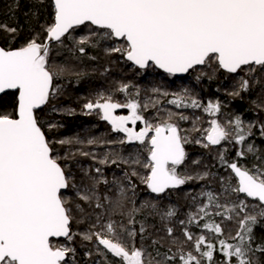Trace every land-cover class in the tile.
<instances>
[{"label": "snow or ice", "instance_id": "obj_1", "mask_svg": "<svg viewBox=\"0 0 264 264\" xmlns=\"http://www.w3.org/2000/svg\"><path fill=\"white\" fill-rule=\"evenodd\" d=\"M52 7L53 23L46 28L44 42H38L37 37L15 50L0 47V94L14 93L15 100L11 112L0 111V264H68L69 254L74 257L75 249L60 243V238L72 241L74 217L72 209L67 207L65 190H75V196L83 202L75 204L81 213L85 212L84 205L92 207L94 203L96 208L103 207L95 191L97 184H108L106 179L99 178L101 169H95L98 176L89 177L90 185L72 182L73 178L60 163L61 157L54 155L52 142L37 115V110L56 94L54 80L58 79V72L50 66V41L62 44V38H71L70 30L94 26L103 30L93 33L99 39L122 41L121 45L109 50L120 53L139 69L155 66L175 75L213 62L228 73H237L242 66H249V73H254L256 67L264 69V0H52ZM3 27L9 32L16 31ZM78 43L88 44L89 38H81ZM79 51L83 53L84 47ZM248 88L249 81L241 78L240 91ZM126 90V86L120 89ZM240 91L231 94L238 96ZM170 102L180 106L183 97ZM190 106L200 105L193 99ZM84 108L89 113L99 110L101 118L114 132L123 133L124 139L119 143H138L146 151L143 161L139 153L132 159L120 161L146 169L142 176L135 170L124 174L132 190L135 185L131 176H140L147 189L157 195L196 179L178 171L186 159L183 145L187 138L180 135V129L174 123L168 120L150 123L140 114L138 102L115 103L111 97L87 102ZM120 108L128 109L130 114L114 115ZM205 111L214 115L220 111V106L209 103ZM137 122L143 124L139 131L135 128ZM210 124L204 147L219 145L230 137L240 145L252 135L253 125L245 131L239 116L232 132L216 120ZM260 134L264 136V125H261ZM247 151L254 153L255 149L249 144ZM244 155L243 151L237 153L241 158ZM219 159L236 181L233 184L221 179V184L225 185L224 193L234 192L251 198L256 202L252 205L255 211L249 213V205L244 201L231 205L221 203L219 197L209 191L202 194L208 203L200 205L194 215L190 214L188 222L212 215L210 209H215V215L229 220L237 210L244 212L239 230L231 237L239 242L219 239L221 264H259L257 253H264V245L253 246L252 233L253 226L264 221V166L241 167L227 161L223 154ZM99 163L108 164L109 161L103 159ZM111 163L116 164L117 160L113 159ZM118 195L126 198L124 187H118ZM174 214L171 210L166 212L169 217ZM96 220L99 222L101 217L98 215ZM132 223L134 221L130 219L129 224ZM100 227L105 232L85 234L84 239L91 240L95 236L104 249L120 258L121 264H152L150 260L145 261L143 249L120 242L123 233L134 238V230L111 220ZM204 228L217 236L223 235L220 224L205 223ZM168 234L172 235L171 228ZM184 236L189 241L194 240V251L199 255L192 252L185 255L182 251L178 255L170 254L171 249H168L156 264H202L205 260L212 264L214 244L206 242L203 235L194 239L185 231Z\"/></svg>", "mask_w": 264, "mask_h": 264}, {"label": "trees", "instance_id": "obj_2", "mask_svg": "<svg viewBox=\"0 0 264 264\" xmlns=\"http://www.w3.org/2000/svg\"><path fill=\"white\" fill-rule=\"evenodd\" d=\"M52 23V0H42V2L41 0H0V47L15 50L24 46L29 40L37 37L38 42H44L47 36L46 28ZM3 26H7V29L15 28L16 31L14 33L9 32ZM94 32L99 33L102 30L84 26L72 31L70 33L71 38L66 37L63 39L62 44L59 42L50 47V66L54 72H58V79L54 80L56 94L50 97L47 106L42 111L37 112V115L43 126V131L49 141L52 142L54 155H57V153L61 154L63 159L66 157L65 160L88 162V160L82 159L77 155L90 148L92 144L90 143V139L92 138L91 141L94 140L96 141L95 144H97L99 140L110 138L113 134L100 121L92 126L88 118H81L79 116V118L71 119L72 114L82 115L78 110L84 108L87 102H93L94 99L106 97L108 95L107 91H115L121 83L125 82L134 94L138 90L141 91L143 116L150 123L156 124L164 121L162 118L166 115L164 113L165 109L159 108L157 103L151 104L149 101L157 99L159 97L158 94H164L166 91L173 89L172 85L174 83L179 85V81L158 72L153 67L146 71H139L132 67L125 61L123 55L109 50L111 47L115 45L119 46L123 42L104 39L103 43V39H99L93 34ZM81 38H89V43L80 45L78 41ZM80 47H84L85 51L83 53L79 51ZM207 65L200 69H205ZM248 69L249 67L244 68L237 76H232L223 73L213 62L209 66V69H205L204 71H197L198 69H196L191 75H196L198 72L204 73L202 75L207 78H203L202 80L206 83L205 86L211 94L215 92L220 93L222 89L233 88L228 83V80L241 81V78L247 80L252 76H261L257 84L255 81L249 82L247 91H240L239 84L236 87L237 91H240L238 96L220 99L219 101V103L225 102L223 106L230 108L225 109L219 104L223 110V123L235 121L236 117L239 116L243 123H257L261 128V125H264V107H258V105H264V69L256 67L254 73L244 75L249 72ZM218 76H220V81L215 78ZM188 80H191V78H188L186 81ZM255 84L256 86H254ZM158 91L161 93H158ZM184 91L185 89H182L180 94L183 93L185 95ZM14 104V93H9L0 99V111L11 112ZM145 105H147L146 108L144 107ZM46 111L49 112L45 113ZM46 114H49V116H45ZM45 123L54 124L48 132L44 127ZM82 130L86 131L84 135L81 132ZM76 131H80L81 133ZM59 136H61V139L63 138L65 143L62 144L61 148L56 149L54 141ZM81 140L87 142H82ZM126 147L129 148L128 146ZM228 152L231 153V147L228 148ZM115 154L118 155L110 158L108 153H103L101 158L102 160L108 159L109 162L113 159L120 162L122 159L134 158V155L129 154L128 151L124 155L119 152ZM236 163L249 169L256 168L255 165L264 166V161L257 163ZM184 164L181 166L185 172V168L187 169V167H183ZM120 166H122V172L125 171V173L130 174L132 170L137 171V165L134 164H127L125 166L124 163L120 162L118 163V168ZM190 170L193 171V175L196 177L194 182L191 183L190 188L187 187V182L186 186L180 187L177 190L169 191L164 195L154 196L143 184L144 190L142 195H145L148 201L140 204H136L134 199L136 196L130 192L128 194L125 193L127 200L121 197L123 200L117 203L118 190H116V187L123 186V184L128 187V182L125 181L126 178L122 176L118 177L119 180H116V185H113L112 188L96 193L103 207L96 208L94 203L92 207L84 205L86 209L84 215H79V212L78 214H74L72 223L74 239L68 246L75 249V255L73 257L72 254H69L68 263L72 264V260H75L74 264H109L102 253L101 246L96 244L97 240L95 236L91 240H86L84 239V235L105 232L100 227V224H106L111 220L123 223L129 229L135 231L136 235L134 238H129L126 233H123L120 237V242L130 247L143 249L144 257L152 263L161 259L168 249H171L170 254L178 255L184 249L182 252L185 255L192 252L198 256L199 254L194 251V240L189 241L184 236V232L188 231L193 235L194 239L203 235L206 242L213 243L212 264H221L223 256L220 252L219 239H226L229 243L237 242L238 240H233L231 237L236 235L239 230L240 221L243 218L238 221L239 223L235 226V229L229 232L225 230L227 225L222 227V224L228 222L229 219H222L220 216L215 215V209H210L213 214L205 217L203 220L193 221L192 223L188 221L190 214H195L197 203L200 202V196H203L202 194L205 192H213L217 197L220 196L224 203L228 204L223 191L225 185L221 184V179L227 182L233 179V175L230 174L229 169L221 161L196 162L191 165ZM93 171L95 169H92ZM110 173L112 174V171ZM145 173L146 171L142 175ZM205 173H207L205 178L199 179ZM130 178L135 185L137 176H131ZM105 196L109 197V201L104 198ZM205 201H207V198L204 196L202 204ZM77 202L79 203V201ZM152 202L158 203L157 211H154L155 205ZM170 210L175 213L171 217L166 215V212ZM109 211L110 213H108ZM98 215L101 217L99 222L96 220ZM160 216L162 224L158 226L157 219ZM130 219L134 223L129 224ZM220 222L223 230L222 236H217L215 233L204 228L205 223L220 224ZM94 224L96 225L95 227H93ZM142 228L143 232H141ZM169 228L172 229V235L168 234ZM159 232L162 234L161 237L158 235ZM252 235L254 237L253 246L264 245V221L253 226ZM182 240L185 244L184 246H181L180 242ZM202 249H204V246H202ZM257 258L259 264H264V253H257ZM202 264H207L206 260Z\"/></svg>", "mask_w": 264, "mask_h": 264}, {"label": "flooded vegetation", "instance_id": "obj_3", "mask_svg": "<svg viewBox=\"0 0 264 264\" xmlns=\"http://www.w3.org/2000/svg\"><path fill=\"white\" fill-rule=\"evenodd\" d=\"M189 77L191 79L196 77L200 84L204 82L202 80L203 78H207L206 76L200 75V74L191 75ZM184 84L178 85L174 83V85H172L173 89L168 90L167 92L169 94L180 95L181 90L184 89L183 88ZM122 86H126L127 90L120 91ZM106 93L108 95L105 98L111 97L112 102H115V103L123 104L129 101L138 102L141 105L140 114L143 115L141 91L138 90L134 94V92L130 88L127 87L126 83L123 82L117 87V90L107 91ZM158 93H161V92L158 91ZM177 98L178 97H173L171 100H175ZM185 99L193 100V97L189 96ZM97 100L98 99H94L93 102ZM152 101H158V98ZM196 101L199 102V105H200L199 107H192L190 105H184V103H182L180 106H177L176 104L171 103L167 98L162 101V103L164 102L165 105L158 104V107L165 109L164 113L167 114L166 116L163 117L164 120H168L169 122L174 123L175 125L177 124V127L180 129V135L182 137L187 138V141L183 145L185 153H186L185 161H188V162H191V161H198V162L220 161L219 159L220 154H223L226 160L229 162L257 163V162L264 161V136L260 134V126L257 125V123H254V124L243 123V127L245 131L248 130L249 125H253L251 129L252 135L248 136L247 139L244 141V143L240 145L235 144V142L233 141L232 146H231V153L228 152L227 148H224L223 146L221 147V144L210 145L208 147H204L203 145L207 144V141L204 139V137L207 134V130L211 127V124H210L211 121H208V120L210 118H213V120H216L218 123L222 125L223 110H222V107L219 105L220 111L217 112V114L214 117H211V116L206 115L204 111L205 109L204 104L206 103V101L203 98L197 99ZM214 103L219 104V102H214ZM78 111L82 113V115L72 114L73 116L71 117V119L79 118V116L81 118H88V121L92 126L94 124H97L98 121H100L111 132H113V134L110 138H104V139L99 140L97 144H95L96 141L94 140L91 141L92 138L90 139V143H92L90 148L87 151H82L79 153V155H77L78 157L82 159L88 160V162H83V161L77 162L76 160H65L60 155L61 157L60 163L62 165L69 166L68 174L73 178L72 182L76 183L77 185H82V184L90 185L91 181L89 177L98 176V174L95 171L92 172V169L100 168L101 173L99 174V178L106 179L108 181V184L100 183L96 185L95 191L96 193H100V192L105 191V189H110L112 188L113 185H116L112 178L113 176H116V177L122 176L125 178V175H124L125 173L122 172V169H121L122 166L118 168V163H120L119 161H117L116 164H112L111 162H109L108 164L99 163V161L102 160L101 155L103 154L104 151L105 153H108L110 158L116 157V155L118 154H115V153L117 152L124 155L128 151V153L133 154L134 157L136 156L137 153H139L140 159L142 161L145 159L147 153L143 149V146L139 145L138 143H132V144L119 143L121 139H124V134L114 132L112 130L111 125L107 121L101 118V114L99 110L89 113L85 111V108H80ZM129 114H130L129 111L126 108H120L114 112V115H118V116H127ZM170 114H171V118L169 119ZM181 117H187V119H182ZM232 122H235V121H232ZM129 127H132V125L129 124ZM142 127H143V124L140 122H137V125L135 126L136 130L139 131ZM198 140L200 141V143H197ZM81 141L87 142L84 140H81ZM249 144H251L254 147L255 149L254 153H249L247 151V147ZM126 146H128L129 148H127ZM61 147H62V144H61ZM241 151L245 153L243 158L237 156V153ZM84 153H87V155H85ZM124 165L126 166L127 164H124ZM255 167H260V166L255 165ZM111 171H112V174L110 173ZM137 172L140 174V176H142V166L137 165ZM140 176H137L134 190H132L129 187H126L124 184L122 187L124 188L126 187L127 189L125 188V191L128 190V192L134 193L135 196H137V198L142 199V196H143L142 192L144 189H143V183L141 182ZM125 181H127V179ZM190 186H191V183L188 182L187 187L190 188ZM116 190H118V187H116ZM67 191H70V193L73 194L72 197L65 196V198L68 200V204H70L71 207H73L76 203H78L77 201L79 200L75 196L74 189L69 188L64 193H66ZM243 197L246 198L245 196ZM125 199L127 200V197ZM246 199L251 201L253 204L256 203L253 200H250L248 198ZM79 203H83V202L79 201ZM63 244H68V243L67 241H64Z\"/></svg>", "mask_w": 264, "mask_h": 264}, {"label": "rangeland", "instance_id": "obj_4", "mask_svg": "<svg viewBox=\"0 0 264 264\" xmlns=\"http://www.w3.org/2000/svg\"><path fill=\"white\" fill-rule=\"evenodd\" d=\"M103 41V43H104V39L102 40ZM116 46V45H115ZM212 64H208L207 65V67L205 68V69H209V66H211ZM150 68L151 67H149L147 70H150ZM205 69H203V70H201V69H198L197 71H204ZM146 71V70H145ZM199 74H204V73H201V72H198L196 75H199ZM247 74H251V73H249V72H247V73H245L244 75H247ZM149 76H151V75H149ZM191 76V75H190ZM237 76V75H236ZM149 78V77H148ZM190 78V77H189ZM216 78V77H215ZM218 81H220V76H218L217 78H216ZM184 82H179V84H184L183 85V88L184 89H186V85H187V83H188V81L186 82V80H183ZM159 95V97H158V101H149V102H151V104H155V103H157V104H160V105H165V103L163 102L162 103V101L163 100H165L166 98L169 100V101H172L171 99L173 98V97H179V96H181V97H184L183 98V103H184V105H191V100H188V99H185V98H187V97H189V96H186V95H184L183 93L182 94H180V95H176V94H169L167 91L164 93V94H158ZM209 103H213V102H207V104H204V107L206 108L207 107V105L209 104ZM213 104H216V103H213ZM52 106V105H51ZM50 109H51V107H50ZM204 111H205V109H204ZM47 112H49V111H46L45 113H47ZM44 113V114H45ZM51 113V112H50ZM49 113V114H50ZM205 113H206V115H208V116H211V117H214L216 114H214V115H209L208 114V112H206L205 111ZM49 114H46L45 116H49ZM167 115V114H166ZM165 115V116H166ZM162 120H164V118H162ZM213 120V118H210L208 121H212ZM54 124H50V123H45L44 124V127H45V130L48 132V131H50L51 130V128H52V126H53ZM176 126H177V124H176ZM222 126L223 127H225L228 131H230V132H232L233 130V127H234V122H229V123H223L222 122ZM76 132H80V131H76ZM82 132V134L84 135L85 134V130H82L81 131ZM80 132V133H81ZM59 141H63V138L61 139V136H59V137H57V138H55V141H54V144H56V149H58V148H61V143H59ZM234 141V139H232L231 137L228 139V140H225V141H221V147L223 146L224 148H230L231 146H232V142ZM57 155L60 157V155L61 154H58L57 153ZM196 162H198V161H191V162H188V161H186L185 162V164H184V166L183 167H187V169L185 168V172H184V168H182V166H180L181 168H179L178 169V171L180 172V174L181 175H188V176H192V177H194V175H193V171H191L190 170V168H191V165L193 164V163H196ZM199 163H204V162H199ZM65 166V171H66V173H68V171H69V166L68 165H64ZM205 166V165H204ZM146 171V169H144L143 167H142V174H143V172H145ZM184 173V174H183ZM194 180L195 179H192V180H189L188 182L189 183H193L194 182ZM230 181H232L233 182V184L235 183V181L232 179V180H230ZM210 182H213V181H210ZM186 184H187V182L184 184V185H182V186H180V187H184V186H186ZM179 187V188H180ZM126 188V187H125ZM147 188V187H146ZM127 189V188H126ZM178 189V188H177ZM176 189V190H177ZM66 191V190H65ZM64 191V192H65ZM174 191V190H173ZM169 192V191H168ZM125 193H127L128 194V190H126L125 191ZM167 193V192H166ZM165 193V194H166ZM72 193H70V191H67L66 193H64V196H71L72 197ZM164 195V194H163ZM195 195H197V194H195ZM218 195V194H217ZM134 197V196H133ZM117 203L119 202V201H121V200H123V199H121V197L119 196V195H117ZM219 198H220V201H221V203H224L223 202V199L219 196ZM134 199H135V202H136V204H140V203H143L144 201H148V199H147V197L145 196V195H143L142 196V199H140V198H137V196L136 197H134ZM225 199L227 200V202H228V204L229 205H231V204H235V203H239L240 201H244L245 203H247L248 205H249V208L247 209V211L249 212V213H253L254 211H255V209L252 207V205H254L251 201H249V200H247L246 198H244L243 196H241L240 194L239 195H237L236 193H234V192H228L227 194H225ZM165 200V199H164ZM204 202V196H200V202L199 203H197V206H196V209L200 206V205H202V203ZM149 203H151L150 201H149ZM207 203V201H205V203L204 204H206ZM152 204L153 205H155V210L154 211H157V208H158V203H155V202H152ZM162 206H163V204L162 203H160ZM160 204H159V206H160ZM67 207H69V208H71L72 209V215H73V217H74V214H78V212H79V215H84L85 213L83 212V213H81L79 210H77L74 206L73 207H71V205L70 204H67ZM149 207H151V206H149ZM161 207V206H160ZM75 208V209H74ZM85 211H86V209H85ZM145 212V211H144ZM108 213H110V211L108 212ZM244 215H245V213L244 212H239L238 210H237V212H234V213H232V219H230L228 222H225V223H223L222 224V227H225L226 225V227H225V230H227V232H229V231H232V230H234L235 229V226L239 223L238 221H240L243 217H244ZM119 216V215H118ZM120 217V216H119ZM158 222V223H157ZM157 224H158V226H160L161 224H162V218H161V216L157 219ZM220 225H221V222H220ZM159 237H161L162 236V234L159 232ZM73 239H74V237H73ZM72 239V240H73ZM185 240V239H184ZM168 242V241H167ZM186 242V241H185ZM239 241H237V242H235V243H238ZM67 243L68 244H71L72 243V241L71 242H69V241H67ZM181 243V246H184L185 244H184V242H183V240L180 242ZM67 244V245H68ZM96 244H98V245H100L99 243H98V241L96 242ZM164 244H166V243H164ZM91 246L93 247V245L91 244ZM101 246V249H102V253H103V255H104V257H105V259H106V262H108L109 264L110 263H112V264H121V260H120V258H118V257H115L114 255H112L111 253H109L106 249H104V247L102 246V245H100ZM94 248V247H93ZM182 251H184V249L182 250ZM93 252H94V249H93ZM144 259H145V261H149L146 257H144ZM74 262H75V260H72V264H74ZM69 264V263H68ZM152 264H156V262L154 263V261H153V263Z\"/></svg>", "mask_w": 264, "mask_h": 264}, {"label": "bare ground", "instance_id": "obj_5", "mask_svg": "<svg viewBox=\"0 0 264 264\" xmlns=\"http://www.w3.org/2000/svg\"><path fill=\"white\" fill-rule=\"evenodd\" d=\"M260 77L261 76H252V77H249L247 80L249 82L255 81L257 84V81L260 80ZM228 83L231 84L233 86V88H231V89L227 88L226 90L222 89L220 93L215 92L216 94L215 93L211 94L210 92H208V89L205 86V82L200 84L198 79L195 77V78H192L191 80L188 81V83L186 85L185 95L191 96L195 100L203 98L206 101L205 104H207V102H213V103L219 102L220 99H226V98L234 97V95H232L231 93H233L234 91H237L236 87L239 86L240 81L239 80H235V81L228 80ZM256 84L254 86H256ZM197 96L200 98H198ZM224 103L225 102H221L219 104L225 109H230L229 107H224L223 106ZM103 153H105V151ZM124 173H125V171H124ZM112 178L114 180V183L116 182V180H119L118 177H116V176H113Z\"/></svg>", "mask_w": 264, "mask_h": 264}, {"label": "water", "instance_id": "obj_6", "mask_svg": "<svg viewBox=\"0 0 264 264\" xmlns=\"http://www.w3.org/2000/svg\"><path fill=\"white\" fill-rule=\"evenodd\" d=\"M82 27H84V26H79V27H77V28H75L74 30H76V29H79V28H82ZM91 27H93L94 29H95V27L94 26H91ZM74 30H70V33L72 32V31H74ZM97 30H99V29H97ZM103 31V30H102ZM66 38V37H65ZM65 38H62V40L63 39H65ZM116 42H122V41H116ZM57 43H59V42H57V41H50L49 42V47H51V46H53V45H55V44H57ZM125 58V57H124ZM125 61L128 63V64H130L131 66H133L134 68H136L137 70H139V71H145V70H147L148 68H146V69H139L137 66H135V65H133L130 61H127L126 60V58H125ZM203 65H198V66H196L194 69H197V68H200V67H202ZM151 67V66H150ZM155 70H157V71H159L160 73H162V74H164V75H167V76H171V77H175V78H178V79H182V78H185V77H187L188 75H189V73L191 72V71H193L194 69H190L188 72H186V73H177V74H175V75H170V74H168V73H165L162 69H158V68H156L155 66H152ZM245 67H248V66H242V68H245ZM221 71H223L224 73H226V74H229V75H236V74H238V72L240 71H238L237 73H228V72H226L225 70H223V69H221ZM9 93H11V92H9ZM9 93H6V94H0V99L3 97V96H5V95H7V94H9ZM47 106V104L46 105H44L41 109H39V110H37V112H39V111H42L45 107ZM85 111H87V112H89L86 108H85ZM94 111H96V110H93L92 112H94ZM229 171H230V169H229ZM177 188H175V189H168V190H166L165 192H167V191H170V190H176ZM149 190V189H148ZM150 191V190H149ZM164 192V193H165ZM150 193H152L151 191H150ZM164 193H162V194H164ZM153 195H155V196H159V195H162V194H159V195H157V194H155V193H152ZM240 195H242V196H244V194H240ZM250 200H252L251 198H249ZM60 241H66L64 238H60Z\"/></svg>", "mask_w": 264, "mask_h": 264}]
</instances>
